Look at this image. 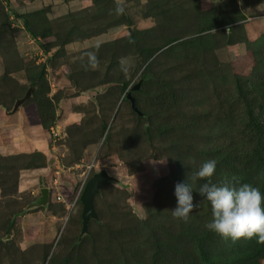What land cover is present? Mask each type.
<instances>
[{"label":"rangeland","instance_id":"1","mask_svg":"<svg viewBox=\"0 0 264 264\" xmlns=\"http://www.w3.org/2000/svg\"><path fill=\"white\" fill-rule=\"evenodd\" d=\"M31 86L78 178L0 199V264H264V0H0V106Z\"/></svg>","mask_w":264,"mask_h":264},{"label":"crops","instance_id":"2","mask_svg":"<svg viewBox=\"0 0 264 264\" xmlns=\"http://www.w3.org/2000/svg\"><path fill=\"white\" fill-rule=\"evenodd\" d=\"M49 143L48 130L42 125L35 108L32 109L26 105L15 111H9L0 106V156L21 158L24 162L18 166L16 173L17 197L20 198L23 195L38 197L36 194L42 188H47L50 192L51 188L47 184L53 174L55 176V171L60 168V164L58 165L59 159L54 155V147H51ZM33 155L41 156L42 162L33 161ZM61 172L59 178L61 177L63 185L61 184L59 188V194L63 197L72 191L78 175L65 169ZM2 195L0 186V199ZM23 219L30 221V215L26 214Z\"/></svg>","mask_w":264,"mask_h":264},{"label":"water","instance_id":"3","mask_svg":"<svg viewBox=\"0 0 264 264\" xmlns=\"http://www.w3.org/2000/svg\"><path fill=\"white\" fill-rule=\"evenodd\" d=\"M139 87V83L133 86V89L136 90ZM33 91V87H29L26 93L16 99L13 110L15 111L23 102H25L31 95ZM127 98L131 101L132 109L135 111L137 110V106L135 104V97L131 94V92L127 93ZM114 176L108 173L107 170L101 169L91 175V177L85 182L83 189L80 194V201L82 203V230L81 234L86 233L87 231V224L89 219L97 218V212L94 206V197L98 194L101 190V187L110 180H114ZM40 195L36 197L34 200L31 201L29 206H39L45 205L49 199V191L47 188H42L40 190Z\"/></svg>","mask_w":264,"mask_h":264},{"label":"built area","instance_id":"4","mask_svg":"<svg viewBox=\"0 0 264 264\" xmlns=\"http://www.w3.org/2000/svg\"><path fill=\"white\" fill-rule=\"evenodd\" d=\"M57 136V132L56 130L51 127L50 128V131H49V142H51L52 144H55V137ZM59 164L61 165V161L59 160ZM62 166V165H61ZM60 167V166H59ZM61 169L60 168H57L56 171H55V176H54V179H53V183H54V186L53 188L55 189L53 192H52V195L58 199V200H62L63 202H66V200H64V198L62 197V195L59 194V175H60V171ZM88 177V174H84V176L82 177V185L86 182V179Z\"/></svg>","mask_w":264,"mask_h":264},{"label":"trees","instance_id":"5","mask_svg":"<svg viewBox=\"0 0 264 264\" xmlns=\"http://www.w3.org/2000/svg\"><path fill=\"white\" fill-rule=\"evenodd\" d=\"M3 107H5V106H3ZM132 107V106H131ZM6 108V107H5ZM7 109V108H6ZM8 110V109H7ZM18 169V168H17ZM17 169H15V171H14V173H15V178H16V173H17ZM3 180L2 179H0V186H1V188H2V191H3V195H2V198H4V197H6V196H9V195H15V191H16V180H15V184H14V188L13 189H10L9 191H5L4 190V188L5 187H3V182H2Z\"/></svg>","mask_w":264,"mask_h":264}]
</instances>
